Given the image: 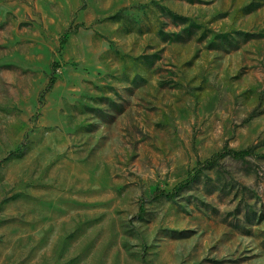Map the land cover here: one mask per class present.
I'll list each match as a JSON object with an SVG mask.
<instances>
[{
	"label": "rangeland",
	"instance_id": "rangeland-1",
	"mask_svg": "<svg viewBox=\"0 0 264 264\" xmlns=\"http://www.w3.org/2000/svg\"><path fill=\"white\" fill-rule=\"evenodd\" d=\"M0 264H264V0H0Z\"/></svg>",
	"mask_w": 264,
	"mask_h": 264
},
{
	"label": "trees",
	"instance_id": "trees-1",
	"mask_svg": "<svg viewBox=\"0 0 264 264\" xmlns=\"http://www.w3.org/2000/svg\"><path fill=\"white\" fill-rule=\"evenodd\" d=\"M57 64H54L52 66V75L49 78L48 84L45 88V90L43 91V93H45L47 91V89H49V87L53 84L54 82V76L53 73L56 70V66ZM231 156L232 158H236V159H242L244 157L247 156H252L255 155L254 151L252 148H246V149H241V150H231V149H226L223 150L217 154H215L214 156H212L211 158H208L206 160H204L203 162H201L200 164H198L195 168L194 171H196V174L194 175H190L188 176L186 179L181 180L178 184H176L172 190L167 191V190H163V189H155L153 191V197L155 198H159V197H166V198H173L176 196V194L183 189L184 187L188 186L195 178V175H197L202 168L209 167V166H213L216 164V162L218 161L219 158L223 157V156Z\"/></svg>",
	"mask_w": 264,
	"mask_h": 264
}]
</instances>
